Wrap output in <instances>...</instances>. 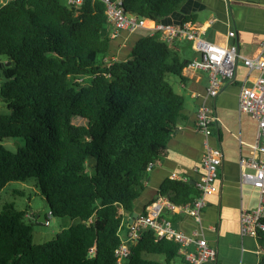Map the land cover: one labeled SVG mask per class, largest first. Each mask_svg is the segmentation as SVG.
<instances>
[{
	"label": "trees",
	"instance_id": "1",
	"mask_svg": "<svg viewBox=\"0 0 264 264\" xmlns=\"http://www.w3.org/2000/svg\"><path fill=\"white\" fill-rule=\"evenodd\" d=\"M182 1L122 0V6L164 20ZM105 7L103 0L0 6V99L8 109L0 112V191L10 181L33 178L47 221L49 215L77 219L36 243L28 208L3 202L0 264H116L122 212H133L147 166L185 118V97L167 75L181 76L189 60L158 31L137 37L125 57L110 58ZM10 137L24 143L10 149L2 143ZM159 193L189 202L196 185L168 177ZM167 214L161 215L174 216ZM179 246L144 228L121 264H171L183 257ZM256 264H264V253Z\"/></svg>",
	"mask_w": 264,
	"mask_h": 264
},
{
	"label": "crops",
	"instance_id": "2",
	"mask_svg": "<svg viewBox=\"0 0 264 264\" xmlns=\"http://www.w3.org/2000/svg\"><path fill=\"white\" fill-rule=\"evenodd\" d=\"M185 15H191V19L198 22L211 19L204 36L219 43L235 42L244 56L253 55L264 39V0H183L164 20L178 22L184 20ZM229 29L234 30V36L227 35ZM154 31L152 20H147L143 27L134 31L119 30L110 41V58L125 57L137 37ZM170 45L185 59L191 60L197 56L189 40L177 39ZM186 46L191 51L189 56L182 54ZM125 47L128 49L120 57ZM2 61L5 58L0 56V83ZM258 73L259 70L250 69L239 60L235 78L226 83L213 100L206 98L219 122L208 139L212 145H218L222 149L223 161L217 176L219 191L208 197L202 210L204 236L217 249L216 260L204 264H238L240 260L247 264H256L264 253V234L256 237L241 235L238 220L240 209L253 208L258 200L257 189L250 183H241L239 179V159L249 155L257 122L239 110L238 87L243 78H253ZM171 83L185 97V118L178 123L169 137L161 157L148 170L144 188L134 200L133 212H122V234H125L132 219L142 212L153 197L157 199L166 196L170 200L169 195L159 193V187L166 178L188 179L196 185L202 172L204 133L196 126L195 119L207 90V74L204 71L183 68L181 76L173 78ZM1 103L3 101L0 99V108L6 105ZM164 210L168 212L167 215L174 212L169 208ZM173 215L168 217L178 229L191 232L198 227L197 221L189 214L174 212ZM258 247L261 249L259 252L256 251ZM177 258L180 264H186L183 257Z\"/></svg>",
	"mask_w": 264,
	"mask_h": 264
},
{
	"label": "built area",
	"instance_id": "3",
	"mask_svg": "<svg viewBox=\"0 0 264 264\" xmlns=\"http://www.w3.org/2000/svg\"><path fill=\"white\" fill-rule=\"evenodd\" d=\"M8 0H0V6ZM68 4L79 7L83 0H66ZM109 22V35L114 38L119 30L134 31L143 27L147 20L144 17L127 12L122 0H103ZM209 20L198 22L192 19L178 22L152 20L159 37L169 43L174 40H189L197 56L189 60L184 68L204 71L207 74L208 86L198 109L195 124L204 133L202 172L196 183V193L189 202L174 203L166 196H160L145 206V212L138 213L130 222L125 234L121 233L119 245L114 249L116 264H121L127 256L130 245L144 228H151L159 237L174 239L179 242V252L186 264H204L214 262L217 249L210 244L202 230V210L210 195L219 191L217 176L223 161V152L218 145H212L208 139L212 130L218 125V116L206 98L212 100L221 88L235 78L239 60L250 69L259 73L253 77H245L238 87V108L257 122L255 139L250 143L249 155L239 159V179L241 183H250L258 191L257 204L253 208H241L239 211V229L241 235L256 237L264 231V39L257 51L251 56L242 55L235 42L219 43L204 36ZM233 29L227 31L229 37L234 36ZM152 164L147 166L149 170ZM174 174H172L173 176ZM165 208L192 216L198 223L191 232H185L173 226L169 217L162 216ZM47 220V219H46ZM47 223V221H46ZM93 248H90V251ZM261 249L257 248V252ZM238 264H247L239 261Z\"/></svg>",
	"mask_w": 264,
	"mask_h": 264
},
{
	"label": "rangeland",
	"instance_id": "4",
	"mask_svg": "<svg viewBox=\"0 0 264 264\" xmlns=\"http://www.w3.org/2000/svg\"><path fill=\"white\" fill-rule=\"evenodd\" d=\"M62 1L65 2V0ZM127 49L128 47H125V49H123L120 57L125 55ZM182 54L189 56L191 54L189 47L186 46V49L182 52ZM176 77H178V75L171 73L167 75V79L170 82H172L173 78ZM1 104L5 103L3 102ZM7 111L8 109L6 105L0 108V112ZM2 143H4L10 149L15 150L18 146L24 143V139L22 137H10L3 139ZM3 202H13L17 208H28V212L26 213V215L31 216L29 217L30 220L32 219L31 234L33 242L36 243L51 239L62 228L76 223L77 221L76 218L71 219L68 216L58 217L49 215L48 221L45 218L42 223H37V220L40 219L39 214L41 210L47 208V205L39 191L35 188V186H33V178H28L25 181L14 180L8 182L0 191V207ZM32 212H36V214H32ZM159 257L160 259H163L162 255H159ZM171 264H180L179 258H174Z\"/></svg>",
	"mask_w": 264,
	"mask_h": 264
},
{
	"label": "water",
	"instance_id": "5",
	"mask_svg": "<svg viewBox=\"0 0 264 264\" xmlns=\"http://www.w3.org/2000/svg\"><path fill=\"white\" fill-rule=\"evenodd\" d=\"M6 63L8 64L9 62H6ZM45 209L41 210V212L39 214L40 219L37 220V223H42L45 220V218H46V210Z\"/></svg>",
	"mask_w": 264,
	"mask_h": 264
}]
</instances>
